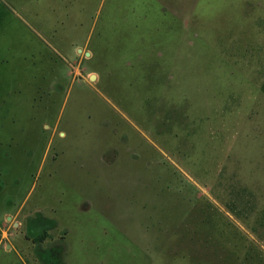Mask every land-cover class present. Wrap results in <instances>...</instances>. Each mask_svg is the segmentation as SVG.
Returning a JSON list of instances; mask_svg holds the SVG:
<instances>
[{
	"label": "rangeland",
	"instance_id": "rangeland-1",
	"mask_svg": "<svg viewBox=\"0 0 264 264\" xmlns=\"http://www.w3.org/2000/svg\"><path fill=\"white\" fill-rule=\"evenodd\" d=\"M248 248L264 259V0H0V264Z\"/></svg>",
	"mask_w": 264,
	"mask_h": 264
},
{
	"label": "trees",
	"instance_id": "trees-1",
	"mask_svg": "<svg viewBox=\"0 0 264 264\" xmlns=\"http://www.w3.org/2000/svg\"><path fill=\"white\" fill-rule=\"evenodd\" d=\"M36 222L40 224V229L29 228L28 229L29 234L27 233L26 237L28 239H32L36 243H43L47 239V236H48V232H47V227L46 226L49 225V222H47V220H44V219H40L39 221H36ZM52 225H53V222H52ZM52 227H54V226H51V228ZM253 251H255V250H253ZM244 255L246 257H244L240 261V263L242 262V264H246V262L248 264H264V259H262L260 255L255 256V258L253 260L251 259V257H250L251 248L250 249L248 248V250L245 252ZM222 262H223V264H235L233 259H229L227 257L222 259Z\"/></svg>",
	"mask_w": 264,
	"mask_h": 264
}]
</instances>
